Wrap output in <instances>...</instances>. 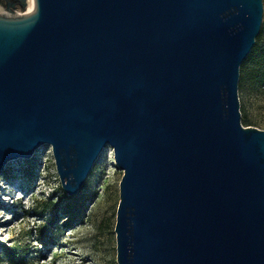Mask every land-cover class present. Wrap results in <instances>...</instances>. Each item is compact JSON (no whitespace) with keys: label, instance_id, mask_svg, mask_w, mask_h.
Returning <instances> with one entry per match:
<instances>
[{"label":"water","instance_id":"obj_1","mask_svg":"<svg viewBox=\"0 0 264 264\" xmlns=\"http://www.w3.org/2000/svg\"><path fill=\"white\" fill-rule=\"evenodd\" d=\"M0 7V171L46 144L74 196L107 146L116 264H264V129L239 95L261 0Z\"/></svg>","mask_w":264,"mask_h":264},{"label":"rangeland","instance_id":"obj_2","mask_svg":"<svg viewBox=\"0 0 264 264\" xmlns=\"http://www.w3.org/2000/svg\"><path fill=\"white\" fill-rule=\"evenodd\" d=\"M261 3L257 34L263 37ZM239 95L240 123L246 115L248 126L264 129V88L239 84ZM120 177L105 146L78 192L68 196L76 197L73 204L59 186L48 145L28 159L7 162L0 171V264H9L2 249L12 243L25 250L18 264H116L113 226Z\"/></svg>","mask_w":264,"mask_h":264},{"label":"trees","instance_id":"obj_3","mask_svg":"<svg viewBox=\"0 0 264 264\" xmlns=\"http://www.w3.org/2000/svg\"><path fill=\"white\" fill-rule=\"evenodd\" d=\"M239 84L251 90L264 88V36L262 37L260 32L255 36L252 47L239 65ZM250 124V118L244 115L241 125ZM67 198L72 199V203L75 204L76 197L67 196ZM2 254L7 263L18 264V257L20 254L24 255L25 250L22 252L12 243L3 247Z\"/></svg>","mask_w":264,"mask_h":264},{"label":"built area","instance_id":"obj_4","mask_svg":"<svg viewBox=\"0 0 264 264\" xmlns=\"http://www.w3.org/2000/svg\"><path fill=\"white\" fill-rule=\"evenodd\" d=\"M16 12H18V13H19L20 11L17 9V10H16Z\"/></svg>","mask_w":264,"mask_h":264}]
</instances>
